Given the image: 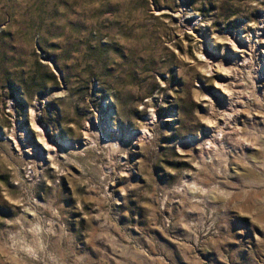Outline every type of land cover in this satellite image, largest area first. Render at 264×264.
<instances>
[{
  "label": "rangeland",
  "instance_id": "obj_1",
  "mask_svg": "<svg viewBox=\"0 0 264 264\" xmlns=\"http://www.w3.org/2000/svg\"><path fill=\"white\" fill-rule=\"evenodd\" d=\"M257 38L264 0H0V264H264Z\"/></svg>",
  "mask_w": 264,
  "mask_h": 264
},
{
  "label": "bare ground",
  "instance_id": "obj_2",
  "mask_svg": "<svg viewBox=\"0 0 264 264\" xmlns=\"http://www.w3.org/2000/svg\"><path fill=\"white\" fill-rule=\"evenodd\" d=\"M252 38V37H251ZM259 38H260V36H259ZM264 39V38H263ZM251 40V39H250ZM255 41V40H254ZM255 42H257V43H255V45L257 46V45H259L260 46V50H261V55H260V57H261V60H262V58H264V41H262V39H259L258 40V38H257V40L255 41ZM261 43H263V44H261ZM252 44V43H251ZM248 47V46H247ZM232 48V47H231ZM239 48H241V47H238V46H236L235 44L233 45V48H232V50L235 52V58L237 57V54L239 53V54H243L244 55V48H241V50L239 49ZM243 55L241 56V57H243ZM245 57V56H244ZM243 57V58H244ZM225 75V74H224ZM225 76H227V75H225ZM224 76V77H225ZM219 85H221V92H222V99H224V97L227 95L228 96V84L226 85V83H221V84H219ZM228 86V87H227ZM231 86V85H230ZM230 88V87H229ZM219 126V125H218ZM214 129V128H213ZM217 131V130H216ZM219 132V131H218ZM217 134V133H216Z\"/></svg>",
  "mask_w": 264,
  "mask_h": 264
}]
</instances>
